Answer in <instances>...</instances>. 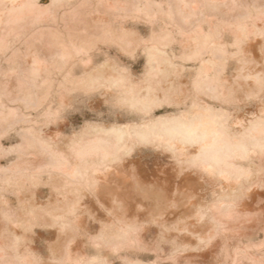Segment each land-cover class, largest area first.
<instances>
[{
	"label": "clouds",
	"instance_id": "obj_1",
	"mask_svg": "<svg viewBox=\"0 0 264 264\" xmlns=\"http://www.w3.org/2000/svg\"><path fill=\"white\" fill-rule=\"evenodd\" d=\"M0 264H264V0H0Z\"/></svg>",
	"mask_w": 264,
	"mask_h": 264
},
{
	"label": "bare ground",
	"instance_id": "obj_2",
	"mask_svg": "<svg viewBox=\"0 0 264 264\" xmlns=\"http://www.w3.org/2000/svg\"><path fill=\"white\" fill-rule=\"evenodd\" d=\"M169 179H171V177H170ZM40 235H44V234L41 233ZM209 255H210V254H208V253L204 254V255H203V260H204V261H207Z\"/></svg>",
	"mask_w": 264,
	"mask_h": 264
}]
</instances>
